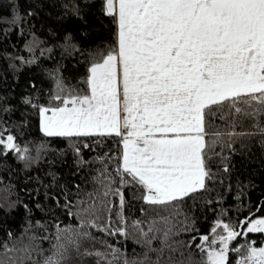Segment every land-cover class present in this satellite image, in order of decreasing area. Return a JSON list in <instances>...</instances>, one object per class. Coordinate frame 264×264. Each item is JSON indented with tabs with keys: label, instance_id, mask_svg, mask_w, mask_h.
Returning a JSON list of instances; mask_svg holds the SVG:
<instances>
[{
	"label": "snow or ice",
	"instance_id": "obj_1",
	"mask_svg": "<svg viewBox=\"0 0 264 264\" xmlns=\"http://www.w3.org/2000/svg\"><path fill=\"white\" fill-rule=\"evenodd\" d=\"M101 11L115 25L114 42L89 54L84 87L52 73L48 104L25 100L44 137L71 141L78 168L99 165L90 169L91 191L75 193V202L65 193L63 206L79 227L57 224V243L42 261L32 259L34 252L42 255L39 246L5 242L0 264H115L121 257L122 264H264V246L248 238L264 234V216L254 213L217 219L199 243L196 236L173 239L198 231L182 208L193 194L210 190L217 147L256 132L264 142V0H101ZM64 47L75 50L71 43ZM4 131L0 152L31 164L48 150L36 145L32 157ZM111 137L122 144L119 154L84 159L82 150L92 147L87 138ZM133 201L147 206L140 208L146 221L129 225L125 208ZM129 227L143 237L136 240L146 248L140 259L127 258L98 235L127 238ZM238 238L244 243L233 246ZM154 240L159 247H152Z\"/></svg>",
	"mask_w": 264,
	"mask_h": 264
},
{
	"label": "trees",
	"instance_id": "obj_2",
	"mask_svg": "<svg viewBox=\"0 0 264 264\" xmlns=\"http://www.w3.org/2000/svg\"><path fill=\"white\" fill-rule=\"evenodd\" d=\"M17 15L19 19H15ZM114 32L112 19L101 11V0H0V130L6 129L5 137L12 134L22 149L27 146L32 157L36 155V145H48L41 158L31 164L19 159L15 152H0V245L7 242L9 247L39 246L43 253L34 252V261L51 255L57 243V224L61 228L79 227V220L63 206L65 193H72L68 199L75 202V193L91 191L90 176L94 173L90 169L99 165L78 168L69 147L71 141L44 137L36 110L25 100L47 105L55 90L52 73L65 84L84 87L81 81L90 66L89 54L112 44ZM66 43L74 45L75 50L65 51ZM243 130L255 131L248 127ZM94 140H102V144L93 143ZM118 141V137L87 138L92 147L82 150L83 157L92 160L105 153L117 155L122 149ZM217 153L211 165L214 179L208 182L210 190L193 194L182 208L198 231L181 232L175 240L189 241L196 236L195 243H199V236H211L210 228L217 219L236 221L250 213L264 216V142L259 132L237 138L230 147L218 146ZM142 206L147 207L138 201L126 206L129 225L136 220L146 221L140 211ZM225 211L227 214L221 215ZM183 218L176 217L180 221ZM142 227L147 231L148 223ZM128 230L127 238L98 235L127 258L140 259L146 248L136 240L142 241L143 237L130 227ZM248 238L257 247L264 245V234H249ZM238 243L244 240L238 238L233 246ZM159 246L158 240L152 242V247ZM150 255L155 259L154 253ZM238 258L231 256L233 261ZM194 259H198V254ZM122 260L123 257L115 264H122Z\"/></svg>",
	"mask_w": 264,
	"mask_h": 264
},
{
	"label": "rangeland",
	"instance_id": "obj_3",
	"mask_svg": "<svg viewBox=\"0 0 264 264\" xmlns=\"http://www.w3.org/2000/svg\"><path fill=\"white\" fill-rule=\"evenodd\" d=\"M264 246V245H263Z\"/></svg>",
	"mask_w": 264,
	"mask_h": 264
}]
</instances>
